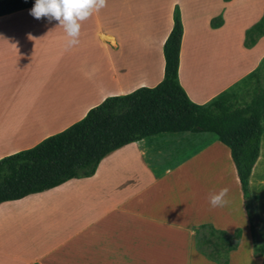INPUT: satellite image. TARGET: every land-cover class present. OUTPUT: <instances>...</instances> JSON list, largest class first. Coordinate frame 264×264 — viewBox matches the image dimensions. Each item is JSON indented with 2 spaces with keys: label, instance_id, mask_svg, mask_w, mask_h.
<instances>
[{
  "label": "crops",
  "instance_id": "0c3cea01",
  "mask_svg": "<svg viewBox=\"0 0 264 264\" xmlns=\"http://www.w3.org/2000/svg\"><path fill=\"white\" fill-rule=\"evenodd\" d=\"M130 1L111 12L107 5L93 9L78 21V37L54 18L35 19L33 6L0 16V158L62 131L107 97L158 84L174 6L182 27L177 82L192 103L230 89L264 57V35L251 48L242 45L264 0ZM211 141L224 150V167L238 184L215 137L171 153L142 139L107 154L90 177L0 203V264H194L199 255L186 252L196 250V229L218 221L185 197L183 171ZM249 184L251 207L263 219L264 129ZM219 222L226 231L239 223L249 231L241 193Z\"/></svg>",
  "mask_w": 264,
  "mask_h": 264
},
{
  "label": "trees",
  "instance_id": "16d2710c",
  "mask_svg": "<svg viewBox=\"0 0 264 264\" xmlns=\"http://www.w3.org/2000/svg\"><path fill=\"white\" fill-rule=\"evenodd\" d=\"M34 4L35 0H0V16ZM220 21V17L214 18L210 26L217 27ZM181 34L179 11L174 6L172 26L162 45L163 77L158 84L107 97L62 131L31 148L0 158V203L51 189L69 179L90 177L103 157L132 142L143 139L149 148L159 151L167 143L165 137L209 134L228 150L245 212L251 220L248 177L264 129V87L258 84L259 66L240 81L252 78L254 82L249 100L242 105L234 104L228 90L204 104H194L177 82ZM263 35L264 8L258 21L244 31L243 46H253ZM250 232L256 240V233ZM238 238L239 232H235L234 239ZM235 244L227 246L224 253L234 250ZM262 249L261 243L254 247L258 253Z\"/></svg>",
  "mask_w": 264,
  "mask_h": 264
},
{
  "label": "rangeland",
  "instance_id": "374dc122",
  "mask_svg": "<svg viewBox=\"0 0 264 264\" xmlns=\"http://www.w3.org/2000/svg\"><path fill=\"white\" fill-rule=\"evenodd\" d=\"M122 1L124 0H106V5L111 12L113 7L121 4ZM125 1L127 2L128 0ZM133 1L136 0H131L130 3H134ZM3 26L4 24H0V28H3ZM258 66V84L260 87H264V57ZM242 79L228 89L232 95L234 104L237 106L249 100L254 86L252 78L241 83L240 81ZM183 136L187 137L189 135L165 137L167 143L160 147L159 152L171 153L174 151L173 149L184 145H191L199 139H205L207 141L208 139L214 138L211 135L204 134L197 135L190 140V137H187L189 139H183ZM217 157L222 159L220 163L216 161ZM225 162L226 155L224 150L216 142L211 141L203 150L196 154L188 169L183 171L185 197L187 198L189 195L193 196L200 205V212L208 217H215L218 221L216 227L212 225H203L196 229L194 236L196 250L193 252H186V255L189 253L199 255V261L194 262V264H224L225 260L227 264H264V218L259 219L256 217L252 209L253 218L249 220L248 227L249 231L253 230L256 233V240L251 237V232L247 231L242 223H239L236 229L226 231L223 222H219L224 219L231 206V202H236L238 196L240 197L239 186L237 182H234L230 165L226 166V168L224 167ZM224 188L228 189V194L225 197L228 203L224 207L213 208L210 204L211 196L218 194L219 191ZM248 188L251 190L250 184ZM239 203H241V201H239ZM236 231L239 232L237 241L234 239ZM234 243H236L235 250L224 253V249ZM260 243L263 245V250L258 253L254 250V247ZM186 264L193 263L186 260Z\"/></svg>",
  "mask_w": 264,
  "mask_h": 264
},
{
  "label": "clouds",
  "instance_id": "9594fccd",
  "mask_svg": "<svg viewBox=\"0 0 264 264\" xmlns=\"http://www.w3.org/2000/svg\"><path fill=\"white\" fill-rule=\"evenodd\" d=\"M105 6L106 0H35L29 14L37 20L43 17L54 18L64 27L68 36L78 37L81 27L78 21L87 19L93 9L98 12ZM71 43L78 44L79 41L74 39ZM227 194L228 189L224 188L218 194L211 196V206L224 207L228 203L225 199Z\"/></svg>",
  "mask_w": 264,
  "mask_h": 264
}]
</instances>
